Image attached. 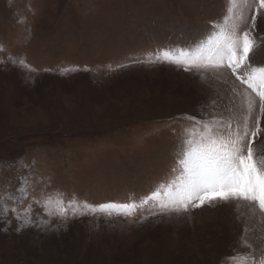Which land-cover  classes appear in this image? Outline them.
<instances>
[{"label":"rangeland","instance_id":"374dc122","mask_svg":"<svg viewBox=\"0 0 264 264\" xmlns=\"http://www.w3.org/2000/svg\"><path fill=\"white\" fill-rule=\"evenodd\" d=\"M225 15L226 0H0V264H243L259 255L258 208L214 202L169 215L153 200L141 205L174 175L194 123L185 117L242 122L245 93L258 111L230 69L148 63L159 47L192 51ZM257 25L264 41L260 17ZM250 59L264 66V43ZM83 202L140 206L108 217L79 214Z\"/></svg>","mask_w":264,"mask_h":264},{"label":"snow or ice","instance_id":"6c2138e0","mask_svg":"<svg viewBox=\"0 0 264 264\" xmlns=\"http://www.w3.org/2000/svg\"><path fill=\"white\" fill-rule=\"evenodd\" d=\"M246 13H251L250 18ZM257 17L264 22V0H226V15L222 22L214 23L213 33L206 41L192 51L178 49L176 55L164 51L162 56L148 60V63L175 64L196 73L230 69L236 79L246 84L259 98V106L257 111L256 101L245 93L247 103L242 122L234 115H213L210 119L185 117L194 123L185 129L177 147L179 163L171 169L174 175L151 197L141 200V205L153 200L161 214L180 215L205 204L231 202L243 203L264 213V128L261 127V118H264V66L257 67L250 59V54L264 43L255 31ZM242 24H247V28L241 29ZM19 64L26 66V61L21 59ZM161 192L163 198H159ZM138 206L134 202L98 206L83 202L85 211L79 214L99 213L112 217L115 213L128 218L134 215ZM65 211L61 209L62 213ZM241 242L252 248L245 237ZM243 264H264V246L259 248V255L253 249L244 256Z\"/></svg>","mask_w":264,"mask_h":264},{"label":"trees","instance_id":"16d2710c","mask_svg":"<svg viewBox=\"0 0 264 264\" xmlns=\"http://www.w3.org/2000/svg\"><path fill=\"white\" fill-rule=\"evenodd\" d=\"M164 51H169V52L177 53L176 47L175 48H173V47H168V48L167 47H159V49H157L156 52L162 53Z\"/></svg>","mask_w":264,"mask_h":264},{"label":"bare ground","instance_id":"6f19581e","mask_svg":"<svg viewBox=\"0 0 264 264\" xmlns=\"http://www.w3.org/2000/svg\"><path fill=\"white\" fill-rule=\"evenodd\" d=\"M113 25V24H112ZM107 29V28H106ZM188 264V263H187Z\"/></svg>","mask_w":264,"mask_h":264}]
</instances>
